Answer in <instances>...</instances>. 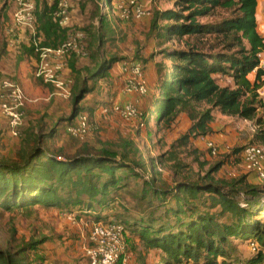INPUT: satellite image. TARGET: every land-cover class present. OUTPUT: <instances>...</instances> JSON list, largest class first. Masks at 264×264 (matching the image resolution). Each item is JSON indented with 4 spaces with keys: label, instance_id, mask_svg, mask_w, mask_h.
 Segmentation results:
<instances>
[{
    "label": "rangeland",
    "instance_id": "374dc122",
    "mask_svg": "<svg viewBox=\"0 0 264 264\" xmlns=\"http://www.w3.org/2000/svg\"><path fill=\"white\" fill-rule=\"evenodd\" d=\"M64 1L66 23L62 28L66 33L63 42L69 36L81 34L83 39L80 46L85 56L81 58L70 54L63 62L62 77L71 82L70 97L57 103L51 98L52 91L49 97L51 101L46 103L45 92L50 93L52 86L33 76L36 59L33 54L31 59L27 54L30 34L12 25L17 9L16 0H0V80L10 78L16 81L29 99L36 100L25 106L24 125L18 137L7 134L6 121L0 116V160L13 158L21 142L33 135L43 138L42 144L47 151H62L66 155H73L81 147L91 153L106 149L121 155V143L128 142L141 151L146 160L145 167L148 166V157H164L163 164L155 163L159 177L155 178L154 187L161 188L162 182L166 185L163 189L170 190V193L164 198H156L144 186L145 180H152L150 172L143 173L139 170L141 177L132 179L126 172L117 171L115 176L122 178L125 185L110 193V201L103 208L97 205L91 211H82L73 206L51 209L34 207L28 210L0 208V249L11 247L16 251L32 244L34 250L25 252L31 264H81L85 261L87 248L91 247L88 235L93 224L117 221L125 228V256L128 264H161V252L147 249L139 238L140 231L137 228L145 225L150 229H166L175 223L172 211L176 210V206L172 199V189L179 187L176 183L182 179L191 183L200 182L208 170L219 166L211 175L215 181H243L248 185L261 186L264 190V183L243 168L241 156L236 154L245 145L259 144L253 141L257 126L248 120L223 116L215 110L212 112L213 120L208 126V132L203 136L190 134L192 121L188 112L178 113L169 128H165L163 124L156 126L155 118L149 113L155 111L154 103L159 98L156 85L157 65L170 67L162 53L165 50L184 49L186 41L193 44L197 40L196 37L181 40L167 38L164 27L170 22L161 21L157 15L168 10L175 11L176 0H153L148 5L151 16L140 21L120 19L116 9L119 0H112V9L108 0ZM43 8L44 3L37 0L36 12ZM218 17L214 14L197 21L203 25L213 24ZM10 34L15 36L17 43L8 49ZM203 50L207 51V46ZM96 52L99 64L94 59ZM111 57L115 62L110 70L104 73L103 78L94 79L93 72L102 68L104 61H109ZM120 62L139 63L143 68L147 95L140 98L138 103L142 127L137 125L138 121L127 122L114 113L101 112L102 108L122 105L114 104L124 96L123 80L117 71ZM217 82L222 86L226 85L223 81ZM84 88L87 93L79 103H74L73 98L80 96ZM149 105H152L151 108H148ZM205 109L206 104L194 107L195 112ZM75 112L85 113L89 120V130L82 141L71 139L65 132L67 125L73 122ZM258 116L264 122L262 110L257 112ZM219 135L225 139L224 142L220 138L217 140ZM200 138L212 142L217 148V154L210 155ZM259 146L264 151V144ZM173 154L176 156V163L182 166L179 174L173 170V162L168 161ZM143 190L146 195L142 193ZM262 198L264 199V195ZM203 200L207 202V195L202 196L201 201ZM257 214L256 219L264 221V209L257 210ZM67 217H71L73 222ZM36 242L38 243L35 244ZM235 245L244 256L248 255L252 247L248 245V241H236Z\"/></svg>",
    "mask_w": 264,
    "mask_h": 264
},
{
    "label": "trees",
    "instance_id": "16d2710c",
    "mask_svg": "<svg viewBox=\"0 0 264 264\" xmlns=\"http://www.w3.org/2000/svg\"><path fill=\"white\" fill-rule=\"evenodd\" d=\"M111 3L108 0L110 9ZM175 7V11L157 15L161 21L170 22L164 27L167 38L196 37L197 40L193 44L186 41L184 49L162 53L170 67L157 65L159 98L154 103L155 111L149 113L155 118L156 126L163 124L169 128L178 113L188 112L192 121L190 134L203 136L215 110L223 116L254 122L257 130L253 141L264 144V122L261 116L257 117L255 93L262 85L264 68L256 69L252 81L248 77L258 66L257 55L264 50V40L257 33L256 0H176ZM53 11V6L44 4L36 12L41 46L47 48L61 45L66 33L55 21ZM214 14L219 19L213 24L197 21ZM205 46L207 51L203 50ZM27 54H33L30 47ZM94 59L99 64L97 52ZM114 62L113 57L104 61V66L93 72L94 79L103 78ZM217 80L226 85H220ZM85 93L86 88L73 98L74 103H79ZM200 104H206L207 109L195 112L194 107ZM42 139L33 135L21 142L13 158L0 160V208L73 206L82 211H91L95 205L103 208L110 201V193L125 185L122 178L115 176L117 171L126 172L132 179L141 177L139 170L150 172L152 180H145L144 186L156 198L170 193L163 189L166 185L162 182L161 188L154 187L155 178L159 177L155 163L163 164L164 157H148L145 167L146 160L133 143L122 142L121 155L106 149L91 153L84 147L66 155L62 151H47ZM168 161L173 162V170L179 174L182 166L176 163V156L170 155ZM218 168L208 170L200 182L182 179L176 183L179 187L172 189L175 223L171 227H136L145 247L161 252V264H264V221L256 219L257 210L264 209L261 199L264 190L243 181H215L211 175ZM142 193L146 195L145 190ZM203 195H207L206 203L201 201ZM236 241H248L254 249L244 256ZM31 246L16 251L11 247L0 249V264H31L25 256L26 250H34Z\"/></svg>",
    "mask_w": 264,
    "mask_h": 264
},
{
    "label": "built area",
    "instance_id": "2783aa9c",
    "mask_svg": "<svg viewBox=\"0 0 264 264\" xmlns=\"http://www.w3.org/2000/svg\"><path fill=\"white\" fill-rule=\"evenodd\" d=\"M47 6H53V17L60 27L66 23V2L64 0H40ZM153 0H147L146 4L139 0H119L116 3L118 16L122 20L140 21L150 17L148 5ZM16 12L12 18V25L17 29L27 31L30 34V48L36 59L34 66V78L44 84L53 87L52 96L67 100L70 97L71 82L62 77L63 62L70 54L84 58L80 42L81 34L69 36L65 42L56 48L41 46V39L37 31L36 6L37 0H16ZM17 43L13 34L9 35L8 49ZM258 66L264 68V50L257 55ZM119 74L123 80L122 93L130 97V100L122 105H113L110 109L102 108L101 112L118 115L127 122L138 121L140 123L139 99L147 95V86L143 78V68L139 63L120 62ZM258 100V111L264 112V88L260 86L255 91ZM49 99V97H48ZM36 100L29 99L22 87L10 78L0 80V116L6 121V132L11 137H18L24 125V109L28 103ZM89 130V120L85 113H79L73 122L65 128L66 134L76 141H82ZM205 149L210 155L217 154L215 145L206 138H200ZM243 168L253 173L257 179L264 183V151L256 144L245 145L240 153ZM68 220L73 222L71 217ZM125 228L117 221H108L93 224L88 235L91 247L85 252L84 264H128L125 256L124 243ZM252 246V245H251ZM254 249V246L251 247ZM192 264V263H189Z\"/></svg>",
    "mask_w": 264,
    "mask_h": 264
},
{
    "label": "crops",
    "instance_id": "0c3cea01",
    "mask_svg": "<svg viewBox=\"0 0 264 264\" xmlns=\"http://www.w3.org/2000/svg\"><path fill=\"white\" fill-rule=\"evenodd\" d=\"M139 1L142 2V3H144V2L146 3L147 0H139ZM255 20H256V25H257V33L264 40V0H256ZM28 57L31 59V55H28ZM117 71H118V67H117ZM255 71L256 70H253L248 76L251 81H252V79L254 77ZM215 78H219V76L215 75ZM262 81L263 82H262L261 86H262V88H264V76L262 77ZM50 88H51V92L50 93L46 94V92H45V101H46V103H49L51 101V98H53L54 101H57V103H59L58 101H61V99L56 98L54 96L51 97L50 99H48V97L51 96V93L53 91L52 87H50ZM129 99H130V97L122 96V100H116L114 104H117V103L118 104H124ZM48 111H50V109ZM216 138H217V140H218V138H220L221 142L225 141V139L222 137V135H219ZM259 184H262V183H259ZM81 236H82V234H81ZM84 262L85 261L81 262V264H84Z\"/></svg>",
    "mask_w": 264,
    "mask_h": 264
}]
</instances>
